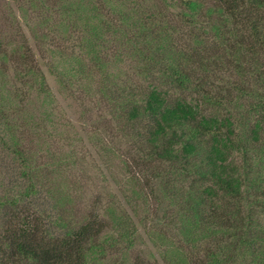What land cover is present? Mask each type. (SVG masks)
<instances>
[{
	"label": "trees",
	"instance_id": "trees-1",
	"mask_svg": "<svg viewBox=\"0 0 264 264\" xmlns=\"http://www.w3.org/2000/svg\"><path fill=\"white\" fill-rule=\"evenodd\" d=\"M154 1L122 10L116 6L122 1L98 0L95 15L71 12L85 17L92 50L116 18L122 26L115 30L132 32L140 53L149 44V70L168 79L166 89L151 83L148 91L125 96L126 122L146 121L129 171L150 189L146 199L164 206L163 220L180 249L187 245L193 254L164 262L264 264V0ZM140 8L146 19L130 23ZM10 125L0 130V142L14 144L30 183L16 197H0V212H10L0 213V264H106L109 258L125 264L135 233L111 235L113 204L97 209L96 201L80 219L72 217L73 208L69 214L66 198L53 194L45 168L30 161ZM134 260L155 264L143 254Z\"/></svg>",
	"mask_w": 264,
	"mask_h": 264
},
{
	"label": "rangeland",
	"instance_id": "rangeland-1",
	"mask_svg": "<svg viewBox=\"0 0 264 264\" xmlns=\"http://www.w3.org/2000/svg\"><path fill=\"white\" fill-rule=\"evenodd\" d=\"M117 1H122L116 5L122 10L135 3L144 9L155 3ZM96 2L0 0L5 54L0 57V130L11 124L30 161L45 168L53 194L66 198L69 214L73 208L72 217L80 219L96 201L97 209L113 204L111 235L135 233V249L125 264H135L139 254L155 264H165L164 258L178 263L180 255L190 259L191 248L180 249L177 233L165 225L164 206L146 199L150 189L144 190L128 167L141 152L137 142L146 121L137 126L126 122L125 96L148 91L151 83L166 89L168 79L157 68L154 73L149 70L151 62L144 52L151 50L149 44L144 41L146 49L140 53L135 46L139 39L132 32L115 30L122 26L116 18L115 27L103 30L102 39L95 35L100 46L87 47L92 34L84 30L85 17L71 9L85 12L86 17L95 15ZM146 16L140 8L130 23ZM212 75L210 79L219 84L218 76ZM7 142H0V197L12 198L25 192L30 182L21 160L12 153L14 144ZM39 203H46L42 208L52 212L48 200ZM4 211L6 218L9 210ZM120 257L124 262L121 255L116 259Z\"/></svg>",
	"mask_w": 264,
	"mask_h": 264
}]
</instances>
